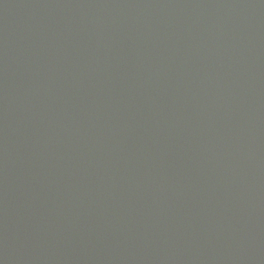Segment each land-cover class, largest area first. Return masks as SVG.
Segmentation results:
<instances>
[{"label": "water", "instance_id": "95a60500", "mask_svg": "<svg viewBox=\"0 0 264 264\" xmlns=\"http://www.w3.org/2000/svg\"><path fill=\"white\" fill-rule=\"evenodd\" d=\"M0 264H264V0H0Z\"/></svg>", "mask_w": 264, "mask_h": 264}]
</instances>
